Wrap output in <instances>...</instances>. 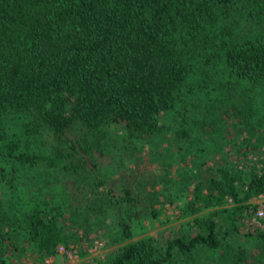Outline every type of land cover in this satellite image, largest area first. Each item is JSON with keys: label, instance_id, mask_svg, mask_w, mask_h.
I'll return each instance as SVG.
<instances>
[{"label": "trees", "instance_id": "obj_1", "mask_svg": "<svg viewBox=\"0 0 264 264\" xmlns=\"http://www.w3.org/2000/svg\"><path fill=\"white\" fill-rule=\"evenodd\" d=\"M261 110L264 0H0V182L13 194L0 214V264H27V254L40 264L77 243L80 228L125 241L101 264H264V230L239 229L264 196ZM188 117L243 160L256 157L242 168L226 157L199 164L181 211L207 217L164 242L133 239L124 211L138 197L129 181L114 188L112 154L157 138L181 152L164 122Z\"/></svg>", "mask_w": 264, "mask_h": 264}, {"label": "rangeland", "instance_id": "obj_2", "mask_svg": "<svg viewBox=\"0 0 264 264\" xmlns=\"http://www.w3.org/2000/svg\"><path fill=\"white\" fill-rule=\"evenodd\" d=\"M214 104L217 106L220 102L214 101ZM202 117L203 114L201 116L200 114L196 115V118ZM190 118L187 123L180 121L178 118H175V120L170 118L164 122L167 125L170 124V133L174 134V141L178 140L181 152H179L178 147L174 148L162 144V141L157 138L154 139V143L151 145L142 140L137 141L135 143V154L129 155L127 151L125 153L123 148H121L124 146L121 130H117L114 134L115 144L121 150L112 154L114 156L112 158L114 159V166L111 170V174L114 177L112 184L115 185L114 188L116 190H120L122 184L129 181L135 187L134 193L138 197V201L134 204H127L124 211V216L130 220L134 231L133 239L153 235L160 242H164L166 237L172 235V233L180 234L182 229L187 231L189 229L187 224L192 223L196 216L207 217L208 209H201L188 215H184L181 211L186 202L192 199L191 183L194 182L196 175L200 171L199 164L203 163V166H206V163L212 165L215 161L226 157L230 163L239 161L238 167L242 168L245 158L247 163H250L256 157V154L252 152L244 157L243 160V156L233 153L234 151L231 152L229 146L224 144L222 146L221 143L223 141L218 131L211 128V132L207 131L208 128L206 129L205 127H211L210 123L207 125L199 124L198 129H193L194 125ZM260 120L264 123V110L260 111ZM207 121H209V117H207ZM181 127L187 129L189 133L199 136V142L189 145L187 139L182 135H176L177 129H181ZM212 141H217L218 145ZM148 150L157 153L156 160H148ZM194 154H197V159L193 157ZM154 157L151 158L153 159ZM119 160H122L121 164H119ZM110 161L111 159L104 157L101 160V164L107 167ZM3 182H0V214L8 209V200L13 195L5 181ZM263 199L264 196L252 202L259 204L257 208L264 210V207L260 204ZM230 204L231 200L229 199L224 206H229ZM196 206H199V204H196ZM154 210H156L155 213ZM242 216L239 221V229L241 231L249 230L253 232L256 227L264 230V221L258 220L264 216L259 218L251 213L249 209L248 211L245 210ZM107 221L110 229L114 230L116 217L111 216ZM95 229L97 228L93 230ZM77 235L80 240L76 243L78 251L74 255L73 260L57 255L52 264H84L86 261L101 264L113 254L118 246L125 242L117 233L106 235L105 228L101 231L90 232L89 236H85L84 230L80 228ZM95 240H101L104 244L96 253H90V246ZM243 245L250 247L246 243H243ZM30 257L27 254V264H33ZM37 263L45 264L44 259L37 261Z\"/></svg>", "mask_w": 264, "mask_h": 264}, {"label": "built area", "instance_id": "obj_3", "mask_svg": "<svg viewBox=\"0 0 264 264\" xmlns=\"http://www.w3.org/2000/svg\"><path fill=\"white\" fill-rule=\"evenodd\" d=\"M249 211L253 213L257 217H263L264 216V210L256 208V210L250 208ZM103 241L101 240H95L92 245L90 246L89 252L90 253H96L100 250V248L103 246ZM78 251V245L76 243H70L69 245H61L57 249L58 256H65L68 260H73L74 255ZM57 256H48L44 258L45 264H52L54 263ZM84 264H95L94 262L86 261Z\"/></svg>", "mask_w": 264, "mask_h": 264}]
</instances>
